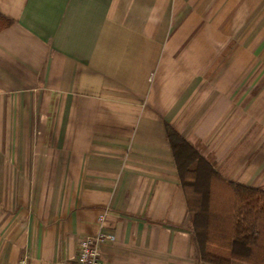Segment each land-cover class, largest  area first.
Here are the masks:
<instances>
[{"label": "crops", "instance_id": "crops-1", "mask_svg": "<svg viewBox=\"0 0 264 264\" xmlns=\"http://www.w3.org/2000/svg\"><path fill=\"white\" fill-rule=\"evenodd\" d=\"M203 1L0 0V177L26 178L0 188V264H77L101 230L105 264H208L166 123L264 191V100L233 99L227 76L194 88L216 47ZM238 1L264 17V0Z\"/></svg>", "mask_w": 264, "mask_h": 264}, {"label": "trees", "instance_id": "trees-1", "mask_svg": "<svg viewBox=\"0 0 264 264\" xmlns=\"http://www.w3.org/2000/svg\"><path fill=\"white\" fill-rule=\"evenodd\" d=\"M11 23L0 15V32ZM166 131L199 260L208 264H264V191L227 181L168 123Z\"/></svg>", "mask_w": 264, "mask_h": 264}, {"label": "rangeland", "instance_id": "rangeland-1", "mask_svg": "<svg viewBox=\"0 0 264 264\" xmlns=\"http://www.w3.org/2000/svg\"><path fill=\"white\" fill-rule=\"evenodd\" d=\"M227 3L228 0L201 2L200 40L206 38L207 34L211 35V38H215L216 47L209 64L201 68L200 79L194 83V88L197 85L198 88L215 86L220 90L224 88L221 86L224 76L230 77L229 88L237 92L233 99L240 100L246 106L255 99L264 100V97H260L264 96V32H261L264 17L257 16L254 7H241L238 0L232 1V4H236L233 8H229ZM209 27L215 28L214 34L207 33ZM223 100L225 98H221L218 103L219 110L225 106ZM237 122L232 121L230 125H239ZM197 149L202 153L204 147L199 145ZM24 180L26 178L16 176L0 177V188L4 185L16 188L25 183Z\"/></svg>", "mask_w": 264, "mask_h": 264}, {"label": "built area", "instance_id": "built-area-1", "mask_svg": "<svg viewBox=\"0 0 264 264\" xmlns=\"http://www.w3.org/2000/svg\"><path fill=\"white\" fill-rule=\"evenodd\" d=\"M105 222V216L100 218V223ZM116 241V236L101 230L95 236L84 238L80 242L77 264H105L101 247L112 244ZM23 264H26L23 262Z\"/></svg>", "mask_w": 264, "mask_h": 264}]
</instances>
